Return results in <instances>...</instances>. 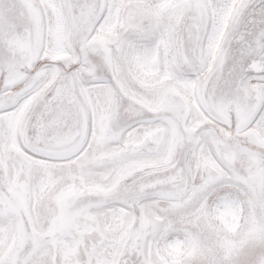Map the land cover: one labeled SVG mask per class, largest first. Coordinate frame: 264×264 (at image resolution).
<instances>
[{
	"label": "snow or ice",
	"instance_id": "snow-or-ice-1",
	"mask_svg": "<svg viewBox=\"0 0 264 264\" xmlns=\"http://www.w3.org/2000/svg\"><path fill=\"white\" fill-rule=\"evenodd\" d=\"M0 264H264V0H0Z\"/></svg>",
	"mask_w": 264,
	"mask_h": 264
}]
</instances>
